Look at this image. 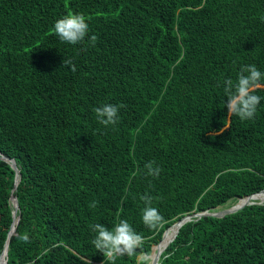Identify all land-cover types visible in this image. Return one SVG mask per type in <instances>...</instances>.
<instances>
[{
    "label": "trees",
    "instance_id": "16d2710c",
    "mask_svg": "<svg viewBox=\"0 0 264 264\" xmlns=\"http://www.w3.org/2000/svg\"><path fill=\"white\" fill-rule=\"evenodd\" d=\"M70 13L89 25L76 45L53 30ZM242 65L264 73V0H0V153L20 174L15 218L16 171L0 158V264L16 219L8 264H105L90 226L120 220L143 243L115 264H145L184 215L263 190L264 87L253 119L226 107ZM104 104L119 107L115 125L99 123ZM178 230L159 264H264V202Z\"/></svg>",
    "mask_w": 264,
    "mask_h": 264
},
{
    "label": "clouds",
    "instance_id": "9594fccd",
    "mask_svg": "<svg viewBox=\"0 0 264 264\" xmlns=\"http://www.w3.org/2000/svg\"><path fill=\"white\" fill-rule=\"evenodd\" d=\"M54 32L62 42L76 45L85 40L88 35L89 25L82 14H68L57 20L54 24ZM97 40L95 35L90 37L94 45ZM65 66H71L75 71V66L71 60L63 61ZM264 87V73L257 69L255 65H242L236 82L231 79L224 81V91L227 94V110L230 117H239L241 121L251 120L255 117L262 97L255 92ZM119 107L113 104H104L95 108V113L99 123L102 125H115L118 121ZM221 132L224 129H220ZM155 162H148L145 165L147 174L153 177H159L162 169L159 166L154 167ZM145 207L143 209L142 220L145 226L150 229H157L163 217L157 208L152 207L153 197L145 194L141 196ZM95 207V202L90 204ZM96 233L92 244L95 249L101 252L105 257V264H115L117 257L137 256V250L141 248L143 238L136 233L127 220H120L119 223L109 230L105 225L96 223L90 226ZM19 239L25 243L30 242L27 233L19 236ZM145 264H150L145 258Z\"/></svg>",
    "mask_w": 264,
    "mask_h": 264
},
{
    "label": "water",
    "instance_id": "95a60500",
    "mask_svg": "<svg viewBox=\"0 0 264 264\" xmlns=\"http://www.w3.org/2000/svg\"><path fill=\"white\" fill-rule=\"evenodd\" d=\"M0 158H3V159H5V160L9 161V162L11 163L12 167H13V168L15 169V171H16L15 184H14V188H13V190H12V195H11V202H12V204L14 205V217L16 218V213H17V211H18V209H19V200H18L17 195L13 194V192H14V190L17 188V185H18V183H19V181H20L19 167H18V165H17L16 160H15L14 158H12V157H9V156H7V155H5V154H3V153H0ZM18 174H19V176H18ZM262 191H264V189L261 190V191H259V192H262ZM253 194H254V193H253ZM253 194H250V195H247V196H245V197L240 198L236 203H234L233 205H231V206H229V207H223V208L215 209V210H212V211H209V210H208V211H199V212H198V211H194V212H192V213H189V214L184 215L181 219L177 220L176 222H177V223H180V224H181L180 227H181V226H182L184 223H186L187 221H190V220H192V219H198V218H200V217H202V216L210 215V216H216V217H223V216H225V215H227V214L234 213V212L240 210V209L243 208L245 205H248V204H251V203H263V202H257V201H246V202H242V203L240 202L241 199H243V198H249V197H251ZM17 221H18V220L16 219V220L13 222L12 227H11V230L9 231L8 239H7L6 243H5V248H4V250L6 249V262H5V264H8V262H7V260H8L7 255H8L9 241H10V237H11V235L13 234V232H14L15 229H16L15 223H16ZM176 222H174V223H176ZM179 229H180V228H179ZM165 231H166V230H165ZM165 231H164V233H165ZM178 232H179V230L177 231L175 237L177 236ZM164 233H163V237H164ZM163 237H162V239H163ZM175 237H174L170 242H172V241L175 239ZM162 239H161V241H162ZM161 241H160V242H161ZM160 242H159L158 244H156V245L158 246V245L160 244ZM170 242H169V243H170ZM169 243H168V245H169ZM168 245H167V246H168ZM167 246H166V247H167ZM166 247H165V248H166ZM165 248H164V249H165ZM164 249H163V250H160V251H158V252L156 253L155 257H153V258L151 259L150 264H159L160 256H161V253L164 251ZM4 250H3V253H4ZM153 251H154V247L152 248V253H151L150 257L152 256ZM3 253H2V255H1V264H4V263L2 262V256H3Z\"/></svg>",
    "mask_w": 264,
    "mask_h": 264
},
{
    "label": "bare ground",
    "instance_id": "6f19581e",
    "mask_svg": "<svg viewBox=\"0 0 264 264\" xmlns=\"http://www.w3.org/2000/svg\"><path fill=\"white\" fill-rule=\"evenodd\" d=\"M19 176V174H18ZM259 195H263L264 196V192H256L254 193L251 197L249 198H243L241 199V203L242 202H246V201H261L263 202L264 201V197L262 199H259L257 200L256 197L259 196ZM180 223H173L170 227H168L164 233V237L162 239V241L160 242V244L157 246L154 247V251H153V254L151 257H155L156 253L160 250H163L167 245L168 243L171 241L173 235L178 231V229L180 228ZM166 242H165V240ZM164 241V243H162ZM150 256V255H149ZM2 262L5 264L6 262V250L4 252V256H3V259H2Z\"/></svg>",
    "mask_w": 264,
    "mask_h": 264
},
{
    "label": "rangeland",
    "instance_id": "374dc122",
    "mask_svg": "<svg viewBox=\"0 0 264 264\" xmlns=\"http://www.w3.org/2000/svg\"><path fill=\"white\" fill-rule=\"evenodd\" d=\"M257 202H261V201H257ZM264 202V201H263Z\"/></svg>",
    "mask_w": 264,
    "mask_h": 264
}]
</instances>
